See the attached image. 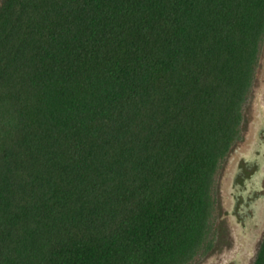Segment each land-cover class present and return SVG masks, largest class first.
Here are the masks:
<instances>
[{"label": "trees", "instance_id": "1", "mask_svg": "<svg viewBox=\"0 0 264 264\" xmlns=\"http://www.w3.org/2000/svg\"><path fill=\"white\" fill-rule=\"evenodd\" d=\"M263 38L264 0H2L0 264L210 251Z\"/></svg>", "mask_w": 264, "mask_h": 264}, {"label": "rangeland", "instance_id": "2", "mask_svg": "<svg viewBox=\"0 0 264 264\" xmlns=\"http://www.w3.org/2000/svg\"><path fill=\"white\" fill-rule=\"evenodd\" d=\"M242 114L241 138L215 177L212 248L190 264H253L264 237V38Z\"/></svg>", "mask_w": 264, "mask_h": 264}]
</instances>
